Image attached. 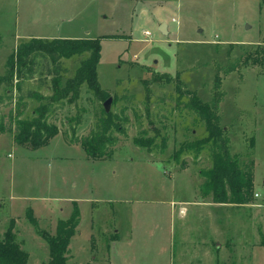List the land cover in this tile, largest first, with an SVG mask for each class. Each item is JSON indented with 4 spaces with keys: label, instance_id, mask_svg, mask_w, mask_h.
I'll return each mask as SVG.
<instances>
[{
    "label": "rangeland",
    "instance_id": "rangeland-1",
    "mask_svg": "<svg viewBox=\"0 0 264 264\" xmlns=\"http://www.w3.org/2000/svg\"><path fill=\"white\" fill-rule=\"evenodd\" d=\"M30 38L101 40L97 78L107 98L86 85L77 98L71 92L49 116L59 132L33 147L16 144L15 122L39 105L23 93L52 95L51 61L37 56L31 68V54L21 76L0 85V240L10 230L27 264H48L45 235L76 213L66 264H264V0H0V77ZM85 57L62 61L63 85ZM109 97L124 133H113L109 157L93 160L79 141ZM193 97L253 172L249 206L202 195L211 142L175 156L208 137Z\"/></svg>",
    "mask_w": 264,
    "mask_h": 264
},
{
    "label": "trees",
    "instance_id": "trees-1",
    "mask_svg": "<svg viewBox=\"0 0 264 264\" xmlns=\"http://www.w3.org/2000/svg\"><path fill=\"white\" fill-rule=\"evenodd\" d=\"M100 52L101 40L99 39L30 38L18 45L15 54L10 55L7 60L9 70L7 75L0 77V85L10 84L16 73H18V77L21 76L22 68L27 67V57L32 54L33 58L29 60L31 68L35 67L37 56L43 57L45 61H51L53 66L50 67V63L47 62L44 68L46 75L51 77L53 93L50 97L43 96L37 91L23 93L25 98L38 100L39 105L31 117L17 118L14 127L16 144H29L33 147L45 146L59 132L55 124L49 123V116L54 111L55 105L62 102L71 92L74 94L73 97L77 98L78 90L82 85H86L87 91L98 100L104 101L107 98V94L100 88L97 78ZM83 55L86 57L80 60L74 76L68 78L63 85L62 80L67 69L63 66L62 61ZM16 88L21 92V83H18ZM4 92L5 94L12 92V88L6 87ZM192 100V106L206 121L208 137L202 141H196L194 144H184L175 153V156H179L183 152H194L195 155H198L204 146L211 142L212 166L201 171L204 178L201 187L202 195L210 197L211 203L215 204L237 206L249 204L253 193V172L249 168H242L238 157L230 154L228 139L223 137L224 129L218 125L216 114L207 105L200 103L198 98L193 97ZM122 120H125V117L119 118L112 113H106L104 108L103 111L101 110V115L95 122L90 135L79 141L89 158L100 160L109 157L108 147L113 146L117 139L113 133H124ZM4 130L3 121L0 119V132H4ZM134 143L139 146L151 147L154 142L149 139L144 143L143 138H135ZM78 218V214H73L69 219L58 222L54 236L45 235L51 258L48 264H66L68 245L77 227ZM261 245L264 247V241ZM27 261L28 254L19 248L14 242L13 233L8 230L4 239L0 240V264H27Z\"/></svg>",
    "mask_w": 264,
    "mask_h": 264
},
{
    "label": "water",
    "instance_id": "water-1",
    "mask_svg": "<svg viewBox=\"0 0 264 264\" xmlns=\"http://www.w3.org/2000/svg\"><path fill=\"white\" fill-rule=\"evenodd\" d=\"M246 28L248 29V25L246 26ZM159 32L164 36L168 35V25L166 23H162L159 27ZM111 105H112V98L109 97L103 104V108L106 113H110Z\"/></svg>",
    "mask_w": 264,
    "mask_h": 264
},
{
    "label": "crops",
    "instance_id": "crops-1",
    "mask_svg": "<svg viewBox=\"0 0 264 264\" xmlns=\"http://www.w3.org/2000/svg\"><path fill=\"white\" fill-rule=\"evenodd\" d=\"M255 178H256V177H255ZM255 180H256V179H255ZM255 180H254V181H255ZM254 185H255V182H254ZM196 204H198L197 206H200V205H201V206H203V205L206 206V205H208V203H196ZM247 206H249V205L247 204ZM180 207H181V206H180ZM132 238H133V237H132ZM132 238H131V240H127V241H128L127 243H132Z\"/></svg>",
    "mask_w": 264,
    "mask_h": 264
},
{
    "label": "built area",
    "instance_id": "built-area-1",
    "mask_svg": "<svg viewBox=\"0 0 264 264\" xmlns=\"http://www.w3.org/2000/svg\"><path fill=\"white\" fill-rule=\"evenodd\" d=\"M255 198H259V194H255ZM264 201V200H263Z\"/></svg>",
    "mask_w": 264,
    "mask_h": 264
}]
</instances>
